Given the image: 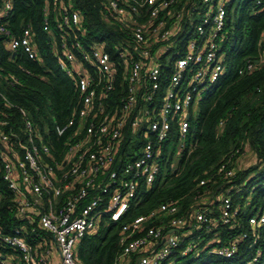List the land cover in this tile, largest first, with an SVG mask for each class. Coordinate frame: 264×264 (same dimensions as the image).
Returning a JSON list of instances; mask_svg holds the SVG:
<instances>
[{
  "label": "built area",
  "instance_id": "built-area-1",
  "mask_svg": "<svg viewBox=\"0 0 264 264\" xmlns=\"http://www.w3.org/2000/svg\"><path fill=\"white\" fill-rule=\"evenodd\" d=\"M228 2L106 0L104 18L121 33L108 52L103 44L82 43L81 16L70 0H47L44 30L52 22L59 34L52 49L77 100L71 117L51 131L0 93V178L18 221L6 230L0 226V264H80L79 241L105 220L118 222L127 214L139 188L154 183L174 132L177 152L184 149L204 92L225 73ZM255 6L264 9V0ZM12 8L13 0H0L5 48L11 57L20 52L38 60L31 29L15 35L7 28ZM261 48L263 61L264 30ZM258 63L247 62L238 74ZM235 170L222 164L218 174L231 177ZM231 191L219 196L217 218L198 207L181 216L180 205L169 201L123 224L113 264H181L202 252L227 260L247 240L253 251L248 263L256 264L264 200L247 220L250 235L204 241L216 227H240Z\"/></svg>",
  "mask_w": 264,
  "mask_h": 264
},
{
  "label": "trees",
  "instance_id": "trees-1",
  "mask_svg": "<svg viewBox=\"0 0 264 264\" xmlns=\"http://www.w3.org/2000/svg\"><path fill=\"white\" fill-rule=\"evenodd\" d=\"M70 1L81 16L85 33L82 43L97 42L112 52L121 33L117 25L109 24L104 18L106 0ZM255 1L229 0L226 5L221 43L225 73L204 92L184 149L179 153L173 150L169 156L164 149L154 183L149 188H139L127 214L118 222L105 220L95 234L79 241L76 257L80 264H113L120 251V227L160 204L177 202L181 207L180 215L185 217L198 207L207 210L211 218H217L219 196L228 189H232V205L238 209L233 221L240 227L233 230L216 227L204 241L226 240L242 231L250 235L247 220L261 209L264 200V60L261 59L264 9L256 7ZM45 5L47 0H13L11 14L6 19L7 28L19 35L22 29L29 27L39 58L29 60L20 52L11 57L0 37V93L23 108L35 124L52 131L54 124H63L71 117L77 96L72 80L60 72L52 49L51 42L53 38L57 40L59 34L52 22L49 29L44 30ZM49 12L52 13L51 5ZM247 62L259 63L254 71L239 75L238 71ZM246 152L252 158L242 164L239 160ZM222 164L227 169L234 167L236 173L231 177L223 172L218 174ZM200 181L205 184L201 186ZM0 193V226L6 230L18 221L11 207L10 192L1 178ZM248 244L249 240L239 244L238 253L231 259L202 252L187 264H247L253 253ZM258 246L264 254V227Z\"/></svg>",
  "mask_w": 264,
  "mask_h": 264
},
{
  "label": "rangeland",
  "instance_id": "rangeland-1",
  "mask_svg": "<svg viewBox=\"0 0 264 264\" xmlns=\"http://www.w3.org/2000/svg\"><path fill=\"white\" fill-rule=\"evenodd\" d=\"M178 144H179V141L177 140V138H176V134H175V132H174V133L172 134L171 139H169L167 142H165V146H166V155L169 156L170 153H171L173 150H177L176 147L178 146ZM251 158H252V156H251L250 154H247V152H246V153L243 154V156H242V158L239 160V162L241 161V163L244 164V162L247 163L248 161H250ZM175 162H176V159H175L174 163H175ZM248 202H249V198L247 199V203H248ZM211 239H212V238L206 240V242H209ZM260 249L262 250V247H260ZM193 259H194V257L189 256V257H187V258H185V259H182V260L180 261V263H181V264H187V263L190 262V261L192 262ZM249 261H250V260H249ZM207 264H208V263H207ZM209 264H212V263H209ZM259 264H264V254H262V257H261V259L259 260Z\"/></svg>",
  "mask_w": 264,
  "mask_h": 264
},
{
  "label": "crops",
  "instance_id": "crops-1",
  "mask_svg": "<svg viewBox=\"0 0 264 264\" xmlns=\"http://www.w3.org/2000/svg\"><path fill=\"white\" fill-rule=\"evenodd\" d=\"M251 161V160H250ZM245 163V162H244Z\"/></svg>",
  "mask_w": 264,
  "mask_h": 264
}]
</instances>
